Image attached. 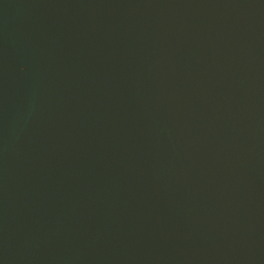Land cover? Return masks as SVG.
Returning <instances> with one entry per match:
<instances>
[{
	"label": "water",
	"instance_id": "95a60500",
	"mask_svg": "<svg viewBox=\"0 0 264 264\" xmlns=\"http://www.w3.org/2000/svg\"><path fill=\"white\" fill-rule=\"evenodd\" d=\"M0 264H264V0H0Z\"/></svg>",
	"mask_w": 264,
	"mask_h": 264
}]
</instances>
